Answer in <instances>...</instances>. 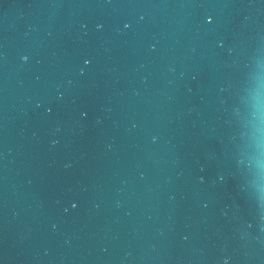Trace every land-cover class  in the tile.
Here are the masks:
<instances>
[{
    "label": "water",
    "instance_id": "95a60500",
    "mask_svg": "<svg viewBox=\"0 0 264 264\" xmlns=\"http://www.w3.org/2000/svg\"><path fill=\"white\" fill-rule=\"evenodd\" d=\"M0 264H264V0H0Z\"/></svg>",
    "mask_w": 264,
    "mask_h": 264
}]
</instances>
